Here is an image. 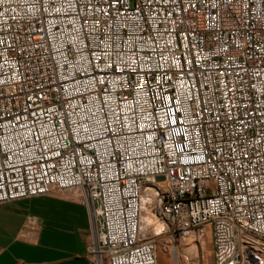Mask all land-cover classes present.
Wrapping results in <instances>:
<instances>
[{
	"label": "built area",
	"instance_id": "obj_1",
	"mask_svg": "<svg viewBox=\"0 0 264 264\" xmlns=\"http://www.w3.org/2000/svg\"><path fill=\"white\" fill-rule=\"evenodd\" d=\"M55 191L92 264H264V0H0V205Z\"/></svg>",
	"mask_w": 264,
	"mask_h": 264
},
{
	"label": "crops",
	"instance_id": "obj_2",
	"mask_svg": "<svg viewBox=\"0 0 264 264\" xmlns=\"http://www.w3.org/2000/svg\"><path fill=\"white\" fill-rule=\"evenodd\" d=\"M92 218L69 192L0 205V264H92Z\"/></svg>",
	"mask_w": 264,
	"mask_h": 264
},
{
	"label": "rangeland",
	"instance_id": "obj_3",
	"mask_svg": "<svg viewBox=\"0 0 264 264\" xmlns=\"http://www.w3.org/2000/svg\"><path fill=\"white\" fill-rule=\"evenodd\" d=\"M146 235L149 236L148 233ZM210 239V231H208L203 242L183 241L182 248L177 250L175 241L160 238L156 241V264H214V248ZM178 256H180L179 260ZM101 264H106L104 259Z\"/></svg>",
	"mask_w": 264,
	"mask_h": 264
},
{
	"label": "bare ground",
	"instance_id": "obj_4",
	"mask_svg": "<svg viewBox=\"0 0 264 264\" xmlns=\"http://www.w3.org/2000/svg\"><path fill=\"white\" fill-rule=\"evenodd\" d=\"M144 199L145 198H138V206H145ZM146 233H148L149 236H147ZM154 237H155V232L153 234L151 232L143 233V223H135V241L137 243L155 242ZM210 238L215 239V231H210ZM213 248H214V264H216V262L218 261V246L213 245ZM154 258L156 264V242L154 244Z\"/></svg>",
	"mask_w": 264,
	"mask_h": 264
}]
</instances>
